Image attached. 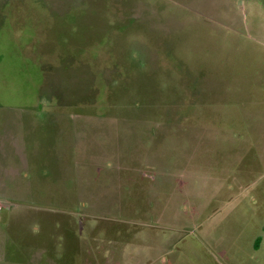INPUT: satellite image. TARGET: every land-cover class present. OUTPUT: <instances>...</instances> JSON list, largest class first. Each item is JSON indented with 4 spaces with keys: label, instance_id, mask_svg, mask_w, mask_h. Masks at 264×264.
I'll list each match as a JSON object with an SVG mask.
<instances>
[{
    "label": "rangeland",
    "instance_id": "rangeland-1",
    "mask_svg": "<svg viewBox=\"0 0 264 264\" xmlns=\"http://www.w3.org/2000/svg\"><path fill=\"white\" fill-rule=\"evenodd\" d=\"M0 206V264H264V0H0Z\"/></svg>",
    "mask_w": 264,
    "mask_h": 264
},
{
    "label": "crops",
    "instance_id": "crops-1",
    "mask_svg": "<svg viewBox=\"0 0 264 264\" xmlns=\"http://www.w3.org/2000/svg\"><path fill=\"white\" fill-rule=\"evenodd\" d=\"M3 149H4V147H3Z\"/></svg>",
    "mask_w": 264,
    "mask_h": 264
},
{
    "label": "built area",
    "instance_id": "built-area-1",
    "mask_svg": "<svg viewBox=\"0 0 264 264\" xmlns=\"http://www.w3.org/2000/svg\"><path fill=\"white\" fill-rule=\"evenodd\" d=\"M1 207V206H0Z\"/></svg>",
    "mask_w": 264,
    "mask_h": 264
}]
</instances>
